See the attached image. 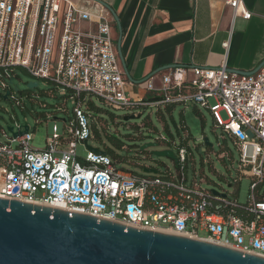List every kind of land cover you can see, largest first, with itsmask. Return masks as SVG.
I'll list each match as a JSON object with an SVG mask.
<instances>
[{
  "label": "built area",
  "instance_id": "1",
  "mask_svg": "<svg viewBox=\"0 0 264 264\" xmlns=\"http://www.w3.org/2000/svg\"><path fill=\"white\" fill-rule=\"evenodd\" d=\"M224 2L232 9L233 20L251 18L244 0ZM114 22L109 10L94 0H0V100L9 92L5 100L21 104L12 88L15 68L20 67L36 81L52 83L73 104L70 121L63 119L62 131L55 124L42 148L32 145L30 127L20 137L2 131L6 139L0 140V198L62 206L66 211L138 229L169 231L264 258V194L257 193L264 182V65L251 75L228 72L225 63L219 68L169 67L159 87L149 78L151 99H135L127 94ZM90 96L134 115L146 108L189 103L209 110L214 128H221L219 138L225 143L230 139L239 154L238 175L229 181L236 194L215 189L216 195L202 186L203 178L199 181L195 174L190 179L193 155L185 145H175L178 163L173 169L143 165L156 172L120 168L121 159L87 147L86 155L80 156L77 147L85 145L91 134L86 105ZM185 125L178 129L187 138ZM13 127L24 129L20 124ZM162 141L169 142L162 135L153 142ZM225 147L218 155L221 159L233 156ZM244 177L251 183L243 203L238 193Z\"/></svg>",
  "mask_w": 264,
  "mask_h": 264
},
{
  "label": "water",
  "instance_id": "2",
  "mask_svg": "<svg viewBox=\"0 0 264 264\" xmlns=\"http://www.w3.org/2000/svg\"><path fill=\"white\" fill-rule=\"evenodd\" d=\"M94 1L106 7L113 16L122 67L128 80L135 81L122 50L123 27L119 15L103 0ZM263 65L264 59L251 71L232 68H227V71L251 75ZM38 85V81H30L27 88L33 89ZM140 116L128 114L123 119L128 121ZM23 127L22 131H14L13 126H8V131L13 137H20L29 131L28 124ZM204 142L207 146L213 145L207 137ZM85 145L95 153H106L87 141ZM157 145L156 142H147L140 149ZM152 153L168 156L178 163L170 149ZM143 171L156 172L154 168L147 167ZM212 191L219 194L215 189ZM0 264H264V258L174 233L138 229L61 208L0 198Z\"/></svg>",
  "mask_w": 264,
  "mask_h": 264
},
{
  "label": "rangeland",
  "instance_id": "3",
  "mask_svg": "<svg viewBox=\"0 0 264 264\" xmlns=\"http://www.w3.org/2000/svg\"><path fill=\"white\" fill-rule=\"evenodd\" d=\"M61 31L62 22L58 37ZM15 74L16 76L12 78V88L15 90L17 99L23 102V106L20 107L11 100H0V140L6 139L2 131L10 133L8 126L27 123L30 131L34 134L32 145L42 148L45 146L46 138L51 134L53 126L56 124L62 131L64 128L63 119L69 122L72 118V100L68 98L64 104L60 90L55 89L52 83L42 79H38V87L28 89V82L37 79L20 67L15 68ZM0 94H3L1 86ZM89 100L90 105L92 102L96 107L89 109V112L91 115H95L92 117L93 120H98L95 125L99 131L103 132L99 139L89 138L88 144L101 150L110 149L123 157L117 163L118 167L139 173L143 172V165L157 168L160 171H164L167 166L173 169L175 161L172 158L158 156L152 151L171 148L176 154V146L183 144L189 147L193 155V160L189 162L188 174L190 179H193L196 174L199 181L201 178L204 179L201 182L204 188L226 191L230 195L236 194L235 185L229 186V181L238 175L239 154L230 139L225 143L223 139L219 138L222 133L221 128H214V119L209 110L193 103H189L187 106L178 104L171 111L164 110V117H162L156 108H146L142 110V113L140 112L139 118L124 121L123 117L130 114L128 111L109 108L96 96H90ZM210 101L214 103V99ZM43 103H46L47 106L44 107ZM64 108L69 110V114L63 111ZM220 115L223 120L227 119L224 111H221ZM55 117L58 120H55ZM98 118L109 124V135L120 140L128 147L127 149L119 147L115 138H110L104 133L105 124L103 120ZM183 121L189 129L187 138H185L184 131L178 129ZM160 135L165 136L169 142L162 141L157 146L148 147L145 150L140 149L144 143L153 142ZM205 137L213 144L212 146L205 144ZM16 144V142L13 143L14 146ZM226 145L229 146L233 156L230 158L226 156L225 159H221L218 155L226 150ZM77 152L84 157L87 153L86 146L79 144ZM250 183L249 178H242L238 193L240 202L247 201ZM202 235L206 234L202 233Z\"/></svg>",
  "mask_w": 264,
  "mask_h": 264
},
{
  "label": "crops",
  "instance_id": "4",
  "mask_svg": "<svg viewBox=\"0 0 264 264\" xmlns=\"http://www.w3.org/2000/svg\"><path fill=\"white\" fill-rule=\"evenodd\" d=\"M103 1L122 23V50L135 80L127 78V94L135 99L153 96L147 82L153 78L159 87L164 66L219 68L225 63L251 71L264 59V0H244L251 18L235 20L224 0ZM113 27L117 45L115 22Z\"/></svg>",
  "mask_w": 264,
  "mask_h": 264
},
{
  "label": "trees",
  "instance_id": "5",
  "mask_svg": "<svg viewBox=\"0 0 264 264\" xmlns=\"http://www.w3.org/2000/svg\"><path fill=\"white\" fill-rule=\"evenodd\" d=\"M55 89H56V87H55ZM26 92H27V91H26ZM28 92H31V91L28 90ZM50 94H51V93H50ZM62 97H63V99H68V98H67L68 96H62ZM29 98L33 99L32 97H29ZM149 99H151V98H149ZM65 103H66V101H64V104H65ZM86 105H87L88 111H89V109L96 108V107L93 105L92 102H91V105H90V100L86 103ZM18 106L22 107V106H23V102L21 101V104H19ZM43 106L46 107L47 104H46V103H43ZM58 108H60V107H58ZM173 108H174L173 105H169V106H167L165 109H157V110H158V112H159V115L162 116V117H164V110L171 111ZM60 109H61V108H60ZM65 109H66V110H65ZM67 110H68L67 108H64V109H63V111H65L66 113L69 114V110H68V111H67ZM89 115H90V125H91V134H90V137H89V138H91V137H95L96 139H99V138L101 137V134H102L103 131H101V130L99 131V130L97 129V126H96L95 124L98 123V120H97V119H96V120H93V118H92V117L95 116V115H91L90 112H89ZM47 117H48V115H47ZM98 119H101V118H98ZM101 120H103V119H101ZM103 122H104V124H105V125H104V126H105L104 133H105L107 136H109L110 138H115V137H113V136H110L109 133H108V130H109V124H107L104 120H103ZM182 123H185V122L183 121ZM185 126L188 128L187 125H185ZM115 140H116V143H118L117 145H118L119 147H122V148H125V149L128 148L125 144H123V143H122L120 140H118L117 138H115ZM181 145H183V144H181ZM104 151L106 152V154L111 155V156H113V157L116 158V159H122V158H123V157H121L120 155L116 154L115 152L111 151L110 149H105ZM263 187H264V182L261 183V184L258 186V188H257V193H258L260 196H262V195L264 194ZM238 213H239V211H238Z\"/></svg>",
  "mask_w": 264,
  "mask_h": 264
},
{
  "label": "bare ground",
  "instance_id": "6",
  "mask_svg": "<svg viewBox=\"0 0 264 264\" xmlns=\"http://www.w3.org/2000/svg\"><path fill=\"white\" fill-rule=\"evenodd\" d=\"M48 206H50V205H48ZM57 207L62 208V206H57ZM166 233H172V232L167 231Z\"/></svg>",
  "mask_w": 264,
  "mask_h": 264
}]
</instances>
